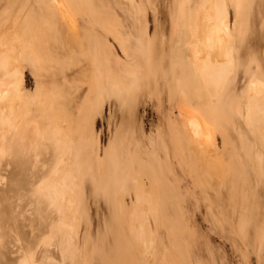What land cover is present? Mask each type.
Here are the masks:
<instances>
[{
  "label": "rangeland",
  "instance_id": "rangeland-1",
  "mask_svg": "<svg viewBox=\"0 0 264 264\" xmlns=\"http://www.w3.org/2000/svg\"><path fill=\"white\" fill-rule=\"evenodd\" d=\"M64 1L0 0V264H264V0Z\"/></svg>",
  "mask_w": 264,
  "mask_h": 264
},
{
  "label": "bare ground",
  "instance_id": "bare-ground-1",
  "mask_svg": "<svg viewBox=\"0 0 264 264\" xmlns=\"http://www.w3.org/2000/svg\"><path fill=\"white\" fill-rule=\"evenodd\" d=\"M54 2L56 4L58 3L59 5H61L63 7L66 5L64 0H54ZM207 7H208V5H207ZM212 8L214 9V6L211 7V11L213 10ZM216 9H217V7H216ZM216 9H214V10H216ZM206 10H205V12H206ZM205 12L203 11V13H205ZM208 12H209V10H208ZM214 15H215V13H214ZM204 16L206 17V15H203V17ZM218 16H219V14L216 12L215 17L218 18ZM220 17H224V16L221 15ZM220 17L217 20L219 22H215L216 23V26L215 27H212V28H214V30H216V31L218 30V33L215 34V36H212V37H207V38L205 37L206 38V42H208V43L205 42V39L203 40L204 41V44L206 43L205 46H207L209 48V51L207 50V48H205V50L208 51L207 53L211 54L210 57H211V59L213 58V60H215V59L216 60L226 59L227 56L229 55V51L231 50V49H229L230 46H231L229 43H231L230 42V38H231L232 30L230 29V26H229L228 22L225 21L224 18H220ZM201 26H203L202 23H201ZM21 29L18 28V27H16L14 29L13 26H10V27H0V72L2 71L3 74L6 71H8V72L13 71V69H11L8 66V64L10 65V63H8L9 62L8 61L9 58H11L12 56L19 57L21 47H25L27 49V46L26 45L23 46L22 45V42L23 43H26V42H24V40H26V39L28 40L27 42H29V39L31 38V36H30L31 34L28 33L26 30H24L23 28H21ZM199 29H202V28H199ZM203 29H204V26H203ZM208 29L209 28H206V30H204V31L202 30L201 32L204 34V33H206L205 31H207ZM220 30L223 33H225V36L223 35L224 37L221 36V34H222L221 32H220L221 34H219V31ZM207 34H208V32H207ZM29 43H31V42H29ZM203 48H204V46H203ZM204 53H206V52H204ZM231 54L232 53H230V55ZM200 55H201V53H200ZM204 55L207 56V54H204ZM2 72L0 74H2ZM8 72L5 73L4 75H7ZM8 78H10V77H8ZM4 79L6 80V83H5V85L2 88L0 87V113H1V111L3 109V106L7 103V100L9 98V96H10L9 93L11 91L12 85L14 84V83L12 84V82H11L12 79L11 80L10 79H7V78H4ZM18 80L19 81L15 85L16 88H17V92H18L17 93V99L19 101H20V99H21V101H23V100L26 101L27 100V97L24 95V92H23V89H24L23 77L18 78ZM255 83L256 84L252 83L254 86H251V87H254V90H258L259 82H255ZM18 100H17V102H19ZM17 102H16V104H17ZM11 104H12V102H11ZM16 107L18 108L17 105L14 106V108H16ZM13 122L10 123V126L13 125ZM190 122H191L190 124L192 125V128H193L192 130H194V133L200 137L201 136L200 134L201 133L203 134L205 132V130L202 127L201 122L198 119H196V118L191 119ZM7 123H8V121H7ZM23 124H24V127H21L20 124L17 125L18 128L15 131V133L13 135V138L19 137V136H20V138H26L24 136V135H26V132H27V127L25 125V121L23 122ZM8 125L9 124H7V126ZM0 127H1V124H0ZM11 130H12V128H11ZM206 133H208V132H206ZM202 136H205V138H207L206 136H209V133L206 134V135L204 133V135H202ZM207 140H208V138H207ZM59 167H60V164H59ZM59 171H60V169H59ZM147 238H149V237H147ZM148 241H149V239H148Z\"/></svg>",
  "mask_w": 264,
  "mask_h": 264
}]
</instances>
